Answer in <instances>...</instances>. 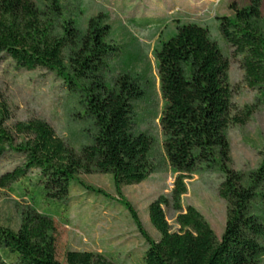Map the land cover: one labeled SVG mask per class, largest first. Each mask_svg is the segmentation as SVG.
Returning <instances> with one entry per match:
<instances>
[{
    "label": "trees",
    "instance_id": "trees-1",
    "mask_svg": "<svg viewBox=\"0 0 264 264\" xmlns=\"http://www.w3.org/2000/svg\"><path fill=\"white\" fill-rule=\"evenodd\" d=\"M263 0L247 5L229 4L233 16H217L225 42L240 55L246 84L264 103V31L255 24ZM109 31L101 16L82 21L66 11L61 0H0V60L10 58L17 68L54 71L70 97L82 108L92 132L77 149L43 119L16 121L0 102V157L18 153L22 162L0 174L3 191L27 196L19 209L16 229L0 225V264H116L101 252L67 249L64 262L56 258L54 218L38 208L40 199H67L71 179L85 189L108 196L86 184L80 174H111L121 205L148 243L144 264H264V223L249 212V203L264 200L263 159L255 170L232 167L227 130L244 124L255 104L231 115L229 60L211 38L206 25L190 21L176 24L166 40L153 47L160 90L164 99L158 117L163 133L164 159L173 182L168 195L152 200L147 211L159 233L152 238L143 228L122 187L146 180L157 171L150 158L152 139L135 132L133 101L143 95L138 78L126 71L107 80L110 56L118 49L105 38ZM36 170L31 187L22 179ZM211 171L223 174L218 194L226 202L225 228L217 238L213 228L193 205H183L186 179ZM175 214L177 229L165 209Z\"/></svg>",
    "mask_w": 264,
    "mask_h": 264
},
{
    "label": "rangeland",
    "instance_id": "rangeland-1",
    "mask_svg": "<svg viewBox=\"0 0 264 264\" xmlns=\"http://www.w3.org/2000/svg\"><path fill=\"white\" fill-rule=\"evenodd\" d=\"M66 11L86 21L100 15L102 24L109 26L105 40L118 49L110 56L107 80L114 82L123 72L138 78L143 95L133 101V129L144 132L151 139L150 158L157 171L134 185L122 187V194L136 209L143 228L158 239L147 211L148 204L159 195H168L173 174L164 159L163 133L158 121L164 99L160 90L153 47L169 38L177 23L194 21L209 28L211 38L228 57V76L231 88V115H239L245 105L254 103V112L244 123H231L227 134L231 145L232 167L249 172L263 159L264 103L256 100V90L244 80L240 55L234 54L218 30L217 16L230 15L232 1L238 6L249 0H61ZM261 16L255 24L264 31V0ZM0 102H5L11 113L7 126L16 121L40 118L77 149L91 135L90 121L82 108L70 97L60 77L51 70L37 67L32 70L17 68L10 58L0 60ZM22 162L18 153L7 152L0 157V174ZM32 170L22 179V186H30L35 178ZM223 174L202 171L186 179L187 192L183 205L195 206L220 239L226 221V202L218 194ZM86 184L102 189L108 196L85 189L71 179L67 199H40L38 208L50 214L56 224V258L64 262L67 249L101 252L116 264H144L143 254L148 246L131 216L119 203L111 174H80ZM27 203V196L3 191L0 194V225L16 229L19 209ZM168 222L177 229L175 212L164 207ZM249 212L264 223V200L260 197L249 203Z\"/></svg>",
    "mask_w": 264,
    "mask_h": 264
}]
</instances>
